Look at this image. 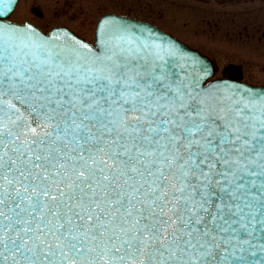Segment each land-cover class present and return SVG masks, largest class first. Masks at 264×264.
I'll return each instance as SVG.
<instances>
[{"label": "snow or ice", "instance_id": "snow-or-ice-1", "mask_svg": "<svg viewBox=\"0 0 264 264\" xmlns=\"http://www.w3.org/2000/svg\"><path fill=\"white\" fill-rule=\"evenodd\" d=\"M0 0V264H264V86L148 23L86 41Z\"/></svg>", "mask_w": 264, "mask_h": 264}, {"label": "rangeland", "instance_id": "rangeland-1", "mask_svg": "<svg viewBox=\"0 0 264 264\" xmlns=\"http://www.w3.org/2000/svg\"><path fill=\"white\" fill-rule=\"evenodd\" d=\"M164 1L19 0L8 18L20 23L30 21L44 31L54 26H67L92 41L95 24L101 15L115 12L137 16L209 53L215 65V77H220L222 69L227 67L249 82L264 84V0L240 4L234 18L222 23H209L202 15H193V12L205 10L202 7L208 5L204 3L178 0L180 3L176 6ZM151 4L155 11L165 5V14L158 17L156 12L149 11L147 5Z\"/></svg>", "mask_w": 264, "mask_h": 264}, {"label": "flooded vegetation", "instance_id": "flooded-vegetation-1", "mask_svg": "<svg viewBox=\"0 0 264 264\" xmlns=\"http://www.w3.org/2000/svg\"><path fill=\"white\" fill-rule=\"evenodd\" d=\"M136 1L137 0H134V2ZM167 1L171 2L172 4L176 6H178L180 3V1L178 0H167ZM190 1L204 3L208 5L207 7H204V6L202 7L205 10L201 13L199 11L193 12L194 16L199 17L200 15H202L203 19L209 23H222V22H226L225 20L227 19L234 18V15L235 13H237V10L240 4L245 3V2L255 1V0H190ZM164 2H166V0ZM147 6H148L149 11L156 12L158 17H162L165 14V5H162V8L158 11L157 10L155 11L154 6L152 4L147 5ZM89 17L90 16L88 15L87 18ZM226 69L222 70L223 75L234 76V74L227 72ZM239 76L242 77L241 74H239Z\"/></svg>", "mask_w": 264, "mask_h": 264}, {"label": "water", "instance_id": "water-1", "mask_svg": "<svg viewBox=\"0 0 264 264\" xmlns=\"http://www.w3.org/2000/svg\"><path fill=\"white\" fill-rule=\"evenodd\" d=\"M107 15H108V14H107ZM116 15H117V14H116ZM118 16L127 17L130 21H134V22L148 23V24L154 26L158 31H161V32L167 33V32H165L164 30L158 28L156 25H153V24H151V23H149V22L141 21V20H139V19H137V18H135V17H130V16H126V15H118ZM99 21H100V20H99ZM57 28L68 29V28H65V27H57ZM57 28H54V29H57ZM52 30H53V29H52ZM68 30H69V29H68ZM70 31H71V30H70ZM71 32H72V31H71ZM74 34H75V33H74ZM167 34H169V33H167ZM169 35H170V34H169ZM170 36H171V35H170ZM171 37L174 38L175 40H177L178 42L182 43V45H183L186 49L190 50L193 54L205 58L206 61H207V62H208L213 68H214L213 63L211 62V60L209 59V57H207L206 55L201 54L198 50H195V49L191 48V47L188 46L186 43H184L183 41L177 39L176 37H174V36H171ZM84 40H85V39H84ZM86 41H87V40H86ZM214 70H215V69H214ZM223 79H224V80H227V81H229V82H235V83H240V84H248V85H252V84H249V83H247V82H245V81H242V80H239V79H230V78H223ZM255 86H258V87H259V86H263V85H255Z\"/></svg>", "mask_w": 264, "mask_h": 264}, {"label": "bare ground", "instance_id": "bare-ground-1", "mask_svg": "<svg viewBox=\"0 0 264 264\" xmlns=\"http://www.w3.org/2000/svg\"><path fill=\"white\" fill-rule=\"evenodd\" d=\"M16 8V7H15Z\"/></svg>", "mask_w": 264, "mask_h": 264}]
</instances>
